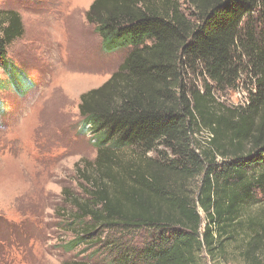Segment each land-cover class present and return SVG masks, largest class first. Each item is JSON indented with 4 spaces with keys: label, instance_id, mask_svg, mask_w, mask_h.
Here are the masks:
<instances>
[{
    "label": "trees",
    "instance_id": "obj_1",
    "mask_svg": "<svg viewBox=\"0 0 264 264\" xmlns=\"http://www.w3.org/2000/svg\"><path fill=\"white\" fill-rule=\"evenodd\" d=\"M86 18L104 53H129L80 98L97 156L68 195L82 228L69 248L102 228L126 247L110 264H264V0H96ZM24 36L19 12L0 11L19 93L32 80L9 51Z\"/></svg>",
    "mask_w": 264,
    "mask_h": 264
},
{
    "label": "rangeland",
    "instance_id": "obj_2",
    "mask_svg": "<svg viewBox=\"0 0 264 264\" xmlns=\"http://www.w3.org/2000/svg\"><path fill=\"white\" fill-rule=\"evenodd\" d=\"M95 1L0 0V11L19 12L25 27L9 62L32 80L19 93L0 68V264H110L126 248L118 246L122 233L102 228L69 248L82 228L70 224L68 195L81 196V173L97 156L93 135L80 126V98L102 87L129 53L102 51L86 18ZM223 100L238 106L244 95Z\"/></svg>",
    "mask_w": 264,
    "mask_h": 264
}]
</instances>
